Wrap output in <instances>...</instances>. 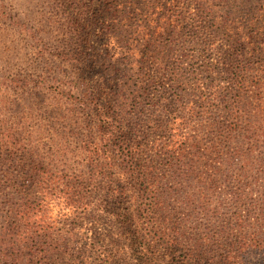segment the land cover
Masks as SVG:
<instances>
[{
    "label": "rangeland",
    "instance_id": "1",
    "mask_svg": "<svg viewBox=\"0 0 264 264\" xmlns=\"http://www.w3.org/2000/svg\"><path fill=\"white\" fill-rule=\"evenodd\" d=\"M255 241L264 0H0V264H189L198 244L264 264Z\"/></svg>",
    "mask_w": 264,
    "mask_h": 264
},
{
    "label": "trees",
    "instance_id": "2",
    "mask_svg": "<svg viewBox=\"0 0 264 264\" xmlns=\"http://www.w3.org/2000/svg\"><path fill=\"white\" fill-rule=\"evenodd\" d=\"M229 92V89H226ZM241 97L240 94H235L234 96V101L239 100V98ZM239 104V101H238ZM228 107H225L222 112H224V116H227L230 114V111L227 109ZM218 127L217 130L219 132V136H222L224 138L225 135L229 134V130L231 129V127L228 124L222 123V122H218ZM236 127L238 128L237 130H234L235 132L239 133L242 129V127L240 128V126L236 125ZM242 149L237 148L236 150L233 151L232 156L225 160L220 158L219 163H238L241 162L239 159L241 158V156L244 154L242 153L243 151H241ZM263 163V162H261ZM75 182V183H74ZM77 182V183H76ZM73 184L74 187L76 188V191L74 195L77 196L78 199H80V193L81 191H79V187L82 186V180H80V178L78 179H73L70 178L69 180H67V184L66 185H71ZM121 195V194H120ZM104 201H105V205L102 209V214L106 215L108 218H110V216H113L114 213L112 211V209H108L106 208L107 206H111L114 202V200H118L119 197L116 196H111L110 194H108L107 196L103 197ZM127 198V196L125 195V199ZM79 200H74L73 202H77ZM85 208L83 209V211H88L91 208V204L89 202H86L85 204ZM100 210V209H98ZM30 212L28 211H20L19 213H17V215L19 216V220L20 221H25L29 218H31ZM97 215L95 217H97L98 221H103V218L100 216V212L98 213V211L94 212ZM18 231L16 232L17 235L19 237H21V239L26 242L27 241V234L30 232L31 234L34 232L35 227H32L30 224H24L22 225V227H20L19 229H17ZM37 233V232H34ZM130 234V230L128 231L127 229H122V230H118L117 232L114 230L113 232H109L107 234L104 235V237L102 239H100V244L99 248L100 250H105L106 252V259L112 260L114 259L117 254H119L120 252H122L124 255H127L128 251H129V244H127V239L129 237ZM8 242H10V240H8ZM12 244V242H10ZM210 246H204L202 244H198L196 249L197 250V257L195 259H192V262L189 264H238V255L233 256L232 253H238L240 252L238 250V246L235 244H230L229 247L230 249L226 252L225 249L222 248V246L220 245L219 247H221L224 251L225 254L220 253L218 255H214L213 252L214 250L208 249ZM264 248V244L261 241H255L253 242V244H249L245 246V249L247 248ZM235 248V249H234ZM209 253L208 257L204 258V254Z\"/></svg>",
    "mask_w": 264,
    "mask_h": 264
}]
</instances>
